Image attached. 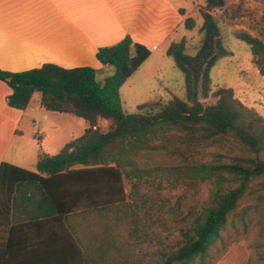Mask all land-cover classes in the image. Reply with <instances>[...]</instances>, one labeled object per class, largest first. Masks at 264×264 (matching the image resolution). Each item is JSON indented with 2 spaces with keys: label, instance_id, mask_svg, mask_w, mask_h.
<instances>
[{
  "label": "trees",
  "instance_id": "obj_1",
  "mask_svg": "<svg viewBox=\"0 0 264 264\" xmlns=\"http://www.w3.org/2000/svg\"><path fill=\"white\" fill-rule=\"evenodd\" d=\"M224 4L225 0H205L200 9L201 42L194 54L185 51L186 38L166 49L183 73L185 98L173 96L164 104L150 101L137 106L138 110L158 106L155 112L123 111L120 87L151 55L146 45L128 34L98 47L97 60L113 66L103 81L91 66L44 63L17 72L0 69V80L11 89L9 106L25 109L38 91L40 107L72 112L89 123L60 153L40 152L36 171L2 162L0 202L15 205L16 188L30 185L48 204H43L42 216L61 219L81 211L106 218L112 213V229L116 237L126 233L130 253L123 258L108 256V264H216L229 244L238 241L239 227L249 230L252 218L238 210L240 201L253 195L261 203L254 209L264 212V118L236 99L231 88L212 90L211 69L231 55L212 14ZM184 23L187 29L194 27L191 17ZM235 36L249 46L251 62L264 76V42L243 30ZM98 118L109 120L105 130L97 126ZM148 151L160 156L149 169L137 159ZM151 174L170 187L205 184L208 197L200 210L190 205L183 214L180 206L185 195L171 205L157 190L153 195L138 191L143 177ZM160 184L156 189L162 188ZM177 220L182 221L179 236L163 244L159 261L143 263L140 252L136 255L137 247L143 250L146 241L161 239V233L174 229L171 223ZM260 260L259 256L249 258L246 264Z\"/></svg>",
  "mask_w": 264,
  "mask_h": 264
},
{
  "label": "crops",
  "instance_id": "obj_2",
  "mask_svg": "<svg viewBox=\"0 0 264 264\" xmlns=\"http://www.w3.org/2000/svg\"><path fill=\"white\" fill-rule=\"evenodd\" d=\"M176 1L0 0V69L17 72L52 63L113 70L97 60V49L127 34L151 50L147 62L154 51L162 54L176 42L172 34L183 20ZM10 93L0 80V165L36 171L37 161L20 129L31 99L25 109L14 108L8 105ZM15 197V205L0 202V264H86L85 259L87 264H108V256H129V239L123 231L116 237L112 213L106 218L81 211L61 219L46 217L41 213L48 204L34 186L20 185ZM36 214L41 215L34 219Z\"/></svg>",
  "mask_w": 264,
  "mask_h": 264
},
{
  "label": "rangeland",
  "instance_id": "obj_3",
  "mask_svg": "<svg viewBox=\"0 0 264 264\" xmlns=\"http://www.w3.org/2000/svg\"><path fill=\"white\" fill-rule=\"evenodd\" d=\"M176 2L183 10L181 13L183 20L181 27L173 32L172 37L176 39V42L186 38L185 51L194 54L201 42L202 36L199 30L203 19L200 9L205 5V0H177ZM212 14L220 26L223 43L231 52V55L219 59L211 69L212 90L219 87L231 88L236 99L264 118V76L252 64L249 46L235 36L236 31L243 30L264 42V0H225L224 6L213 10ZM187 17L194 19L192 29H187L185 26L184 20ZM112 72L113 70H99L97 79L103 81ZM173 96L185 98L184 76L173 58L166 52L160 54L154 51L151 58L141 65L120 88L124 113L155 112L159 109L158 106L140 110L137 106L150 101L164 104ZM38 107L39 92L35 91L20 124V129L24 130V141L32 149L34 161H37L40 152L53 155L60 153L64 145L82 135L84 125L89 124L88 121L72 112L51 111L44 108L38 109ZM108 124L109 120L98 118L97 126L100 129L105 130ZM37 133L41 134L40 138L37 137ZM158 154L157 151H148L147 155L142 153L137 159L143 163L141 164L143 168L149 169L151 163L160 158ZM158 183L164 186L156 189ZM127 188L130 189L129 182ZM138 189L143 195H153V190H157L160 197L169 198L171 205L175 203L178 196L185 195L180 206L183 214L188 211L190 205H195L197 210H200L208 197L209 190L208 186L202 183L187 189L183 186L170 187L165 181H161L159 176L152 174L143 177ZM160 197H157L156 193L155 204L159 203ZM256 205L260 207L261 203L253 195H246L240 201L238 210L247 211L246 215L249 214L252 218L249 230L243 232L239 227L238 241L229 244L227 250L219 255L216 264H246L249 258L255 260L258 256L261 258L258 264H264V212L254 209ZM167 220L171 222V219L167 218ZM171 224V228L174 227V229L169 232L163 231L161 239H156L154 242L148 240L141 245L143 250H140V256H142L141 260L143 258V263L159 261L160 250L164 248L163 244L167 246L179 236L178 229L182 221L177 220L176 224Z\"/></svg>",
  "mask_w": 264,
  "mask_h": 264
},
{
  "label": "water",
  "instance_id": "obj_4",
  "mask_svg": "<svg viewBox=\"0 0 264 264\" xmlns=\"http://www.w3.org/2000/svg\"><path fill=\"white\" fill-rule=\"evenodd\" d=\"M67 154V153H66Z\"/></svg>",
  "mask_w": 264,
  "mask_h": 264
}]
</instances>
